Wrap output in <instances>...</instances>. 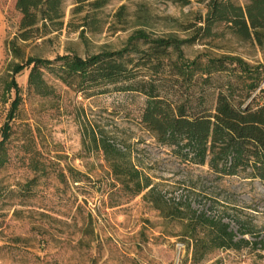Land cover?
Segmentation results:
<instances>
[{
	"label": "rangeland",
	"instance_id": "374dc122",
	"mask_svg": "<svg viewBox=\"0 0 264 264\" xmlns=\"http://www.w3.org/2000/svg\"><path fill=\"white\" fill-rule=\"evenodd\" d=\"M231 1L240 6L250 38L217 24L221 35L199 37L184 53L202 60L239 58L257 73L259 89L264 0ZM206 7L203 0H108L96 10L89 0H0V134L14 96L6 83L16 64L116 50L136 30L184 38ZM88 14L97 29L87 26ZM43 71L46 96L29 89L28 67L15 75L22 102L10 121L0 167V264H264V251L254 245L217 249L193 262L179 239L184 227L177 218L191 214L190 204L223 216L235 233L241 226L253 242L264 233V181L249 177L250 168L217 176L206 165L181 161L158 139L173 124L178 134L187 136L193 128L200 143L209 141L220 90L231 88L235 106L255 108L244 71L219 63L208 78L198 74L185 82L168 72L137 82L134 90L116 83L86 96ZM224 125L264 149V128ZM100 134L125 140L131 162L152 180L151 193L131 195L114 185L103 152L93 144ZM180 200L179 211L173 210Z\"/></svg>",
	"mask_w": 264,
	"mask_h": 264
},
{
	"label": "trees",
	"instance_id": "16d2710c",
	"mask_svg": "<svg viewBox=\"0 0 264 264\" xmlns=\"http://www.w3.org/2000/svg\"><path fill=\"white\" fill-rule=\"evenodd\" d=\"M180 5H188L190 0H165ZM206 1V12L197 18L193 32L184 38L176 36L151 37L143 30H136L124 45L116 50H105L89 54L84 57L77 54H64L54 59L29 58L25 64H16L12 69L6 89L13 92V99L1 130L0 138V167L6 162L5 144L11 135L10 121L16 115L22 102L21 88L15 80V75L25 67L29 68L27 83L35 94L46 96L49 88L44 79V71L51 74L65 86L82 93L85 96L90 91L104 85L126 83L124 90H134L137 82H150L158 75L173 72L185 82L191 81L195 75L208 78L219 63H234L250 78L248 84L252 100H257L255 108L235 106L231 100V88L228 93L219 91L215 100V124L210 133L209 141L200 143L194 129H190L187 136L177 133L176 127L170 124L158 139L168 146L172 155L181 161L194 165H206L208 170L217 176L239 175L250 168L249 177L264 181V149L257 140L245 139L224 123L240 126L255 125L264 128V87L258 89L255 81L257 73L248 68L245 62L234 56L222 58L201 57L188 58L184 47L196 40L221 35L216 30L217 24H222L228 32L244 40L250 38V32L245 22L240 6L231 0H203ZM108 0H89L92 9H100ZM87 26L97 29L95 17L86 16ZM199 24V25H198ZM96 27V28H95ZM147 95H149L147 93ZM125 140L117 142L115 139L100 134L93 137L94 146L103 152L108 162L111 175L121 190H127L131 195H138L144 191H153L152 180L147 177L137 165L130 160V152L123 145ZM73 182L79 179L73 177ZM184 201L174 203L173 210L179 211ZM159 208V206H158ZM191 214L179 215L184 231L179 234L180 241L191 251L193 262L202 261L210 252L217 249H241L254 245L264 251V233L253 242H249L245 235L247 231L238 226L235 233L230 223L223 216L211 212H198L187 207ZM172 215V213H171ZM174 215V214H173ZM235 221V220H234Z\"/></svg>",
	"mask_w": 264,
	"mask_h": 264
}]
</instances>
